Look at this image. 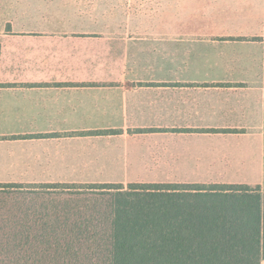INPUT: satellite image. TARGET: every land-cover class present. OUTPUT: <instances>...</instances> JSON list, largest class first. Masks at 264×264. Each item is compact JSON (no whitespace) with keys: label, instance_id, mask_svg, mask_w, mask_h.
<instances>
[{"label":"crops","instance_id":"obj_1","mask_svg":"<svg viewBox=\"0 0 264 264\" xmlns=\"http://www.w3.org/2000/svg\"><path fill=\"white\" fill-rule=\"evenodd\" d=\"M186 14L185 52L123 58L98 34L113 20L26 11L24 33L11 39L16 78L0 86V176L23 185L75 187L82 137H101L92 128L82 133V124L118 114L119 104L122 115L129 113L126 106L143 112L173 107V114L184 112V128L146 132L184 133L188 171L215 181L191 184L259 186L264 194V0H199ZM58 27L70 33L50 31ZM163 56H169L166 63ZM125 66L143 72L138 83L79 79L118 75ZM182 73L184 80L172 79ZM206 172L215 178H205ZM220 172L232 174L222 178Z\"/></svg>","mask_w":264,"mask_h":264},{"label":"trees","instance_id":"obj_2","mask_svg":"<svg viewBox=\"0 0 264 264\" xmlns=\"http://www.w3.org/2000/svg\"><path fill=\"white\" fill-rule=\"evenodd\" d=\"M262 261L259 186L0 183V264Z\"/></svg>","mask_w":264,"mask_h":264},{"label":"rangeland","instance_id":"obj_3","mask_svg":"<svg viewBox=\"0 0 264 264\" xmlns=\"http://www.w3.org/2000/svg\"><path fill=\"white\" fill-rule=\"evenodd\" d=\"M194 3H199V0H0V86L16 78L10 74V67L15 58L10 49L15 47L11 44V39L13 36L24 33L25 28L22 22L25 20L26 11L57 10L62 13L77 14L79 19L81 13H85L91 19L113 20L115 22L111 28H98V34L102 38L107 37L108 43H112L114 53L122 54L125 58L128 53L168 55L171 52H185L186 38L188 31L191 30L185 23L188 14H186V7ZM73 30L79 33L88 29L74 28ZM50 31H57L55 35L70 33V29L65 27L53 28ZM162 58L163 63H166L169 56ZM150 60L153 62L152 56ZM2 70L3 76H1ZM134 70L132 66L126 67L125 70L119 67L118 75L82 76L79 79H90L100 84L138 83L136 81L141 80L139 75L143 72ZM175 78L184 80V73L179 74V77L172 74V79ZM178 107L180 108V105L177 109ZM114 109L118 110V114L98 116L99 122L95 124H82V133L86 132L85 129L92 128L102 135L81 139V171L75 173L77 182L71 183L76 188L86 189L87 186L95 184H121L126 187L129 183L215 182L208 179L201 181L200 173H198V179L197 172L188 171L184 133L146 132L148 129L167 128L170 131L184 128V112L182 115L173 114L176 110L173 107H156L143 112L144 109L126 106L129 113L122 115L121 104ZM180 109L184 111V107ZM132 112L135 113L129 115ZM102 119L112 120V122H101ZM5 174L10 175V172L6 171ZM212 174L206 172L204 177L208 178L211 175V179L215 178ZM218 174L225 178L232 173ZM0 180L8 182L3 176H0ZM24 184L28 183L24 182ZM23 186L31 187L32 185Z\"/></svg>","mask_w":264,"mask_h":264}]
</instances>
